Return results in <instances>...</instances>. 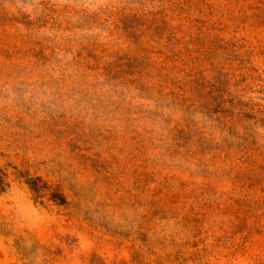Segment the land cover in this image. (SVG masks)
Returning <instances> with one entry per match:
<instances>
[{"label":"rangeland","instance_id":"obj_1","mask_svg":"<svg viewBox=\"0 0 264 264\" xmlns=\"http://www.w3.org/2000/svg\"><path fill=\"white\" fill-rule=\"evenodd\" d=\"M0 264H264V0H0Z\"/></svg>","mask_w":264,"mask_h":264},{"label":"trees","instance_id":"obj_2","mask_svg":"<svg viewBox=\"0 0 264 264\" xmlns=\"http://www.w3.org/2000/svg\"><path fill=\"white\" fill-rule=\"evenodd\" d=\"M3 187H4V180H3L2 174L0 173V190H2Z\"/></svg>","mask_w":264,"mask_h":264}]
</instances>
